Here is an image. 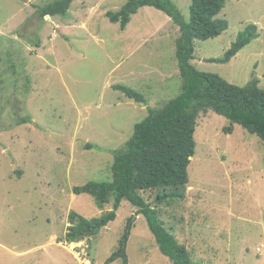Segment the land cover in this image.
<instances>
[{
  "label": "rangeland",
  "instance_id": "374dc122",
  "mask_svg": "<svg viewBox=\"0 0 264 264\" xmlns=\"http://www.w3.org/2000/svg\"><path fill=\"white\" fill-rule=\"evenodd\" d=\"M51 1L0 0V264H106L131 216L127 264H171L127 201L96 236L66 244L64 235L70 212L92 219L111 209L72 188L110 182L113 151L124 148L147 108L180 92L178 28L142 7L121 30L105 14L125 0H73L66 16L41 19L38 9ZM170 1L188 22L190 0ZM218 18L228 29L195 41L192 64L264 88V0H228ZM248 25L257 27L255 40L227 63L209 61ZM227 126L212 111L199 115L185 199L158 211L193 264H264V142L235 124L224 133ZM155 194L142 196L152 203Z\"/></svg>",
  "mask_w": 264,
  "mask_h": 264
},
{
  "label": "trees",
  "instance_id": "16d2710c",
  "mask_svg": "<svg viewBox=\"0 0 264 264\" xmlns=\"http://www.w3.org/2000/svg\"><path fill=\"white\" fill-rule=\"evenodd\" d=\"M73 0H54L38 9L41 19L66 16ZM228 0H190L189 21L185 22L170 0H125L116 12L105 15L111 23L124 30L142 7H152L164 13L178 27L175 57L181 78L180 92L160 109L147 108V116L136 123L133 134L121 150L113 151L112 180L92 181L72 188L74 195L90 196L97 207L111 204V209L98 218L87 219L74 212L68 214L69 226L64 235L66 244L78 243L96 236L116 217L122 201H127L145 218L160 253L171 264H193L187 248L179 243L160 218L158 206L183 201L188 184V166L195 152L194 132L200 114L212 111L224 117L230 134L238 125L264 142V88L251 79L243 86L231 84L217 74L199 71L193 64L194 42L220 36L228 23L218 15ZM257 27L248 25L236 35L235 41L221 59L230 61L240 50L258 37ZM128 99L146 106L147 99L140 93L121 85L112 86ZM156 193L148 202L143 193ZM134 217L125 224L117 246L105 261L121 260L127 264L126 247Z\"/></svg>",
  "mask_w": 264,
  "mask_h": 264
},
{
  "label": "bare ground",
  "instance_id": "6f19581e",
  "mask_svg": "<svg viewBox=\"0 0 264 264\" xmlns=\"http://www.w3.org/2000/svg\"><path fill=\"white\" fill-rule=\"evenodd\" d=\"M74 245H70L71 248H73ZM72 250V249H71Z\"/></svg>",
  "mask_w": 264,
  "mask_h": 264
},
{
  "label": "water",
  "instance_id": "95a60500",
  "mask_svg": "<svg viewBox=\"0 0 264 264\" xmlns=\"http://www.w3.org/2000/svg\"><path fill=\"white\" fill-rule=\"evenodd\" d=\"M45 18H49V17H45ZM56 32H58V33H59V31H58V30H56Z\"/></svg>",
  "mask_w": 264,
  "mask_h": 264
},
{
  "label": "crops",
  "instance_id": "0c3cea01",
  "mask_svg": "<svg viewBox=\"0 0 264 264\" xmlns=\"http://www.w3.org/2000/svg\"><path fill=\"white\" fill-rule=\"evenodd\" d=\"M50 18V17H49ZM178 28V27H177ZM179 31V30H178ZM77 256V255H76ZM85 264H87V262L85 263Z\"/></svg>",
  "mask_w": 264,
  "mask_h": 264
},
{
  "label": "built area",
  "instance_id": "2783aa9c",
  "mask_svg": "<svg viewBox=\"0 0 264 264\" xmlns=\"http://www.w3.org/2000/svg\"><path fill=\"white\" fill-rule=\"evenodd\" d=\"M257 251H259V249H257Z\"/></svg>",
  "mask_w": 264,
  "mask_h": 264
}]
</instances>
